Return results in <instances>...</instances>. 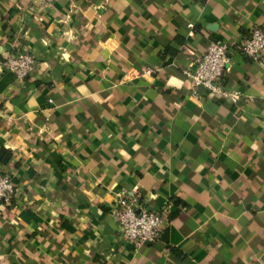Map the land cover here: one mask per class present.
<instances>
[{"label": "crops", "instance_id": "crops-1", "mask_svg": "<svg viewBox=\"0 0 264 264\" xmlns=\"http://www.w3.org/2000/svg\"><path fill=\"white\" fill-rule=\"evenodd\" d=\"M253 28L264 0H0V264H264V64L238 48ZM215 39L235 103L183 72ZM19 48L24 79L3 63ZM120 191L164 215L157 239L120 241Z\"/></svg>", "mask_w": 264, "mask_h": 264}, {"label": "built area", "instance_id": "built-area-1", "mask_svg": "<svg viewBox=\"0 0 264 264\" xmlns=\"http://www.w3.org/2000/svg\"><path fill=\"white\" fill-rule=\"evenodd\" d=\"M52 0H40L42 6H48ZM239 50L255 61L264 64V31L253 28L243 37ZM228 46L220 39L209 43L205 52L183 72L190 79L194 88L202 87L206 92L219 95L232 103L240 98V92L226 91L222 85V77L229 64ZM4 66L17 79H24L33 72L36 58L26 48L9 52L4 58ZM151 69L142 74H150ZM15 183L7 175L0 172V203L8 202L13 197ZM111 216L117 224L120 241L140 244L154 241L162 231L166 218L159 211H137L134 201L124 191L116 194L111 205Z\"/></svg>", "mask_w": 264, "mask_h": 264}, {"label": "trees", "instance_id": "trees-1", "mask_svg": "<svg viewBox=\"0 0 264 264\" xmlns=\"http://www.w3.org/2000/svg\"><path fill=\"white\" fill-rule=\"evenodd\" d=\"M11 156H12V152L9 149L3 148V147L0 148V165L7 164L9 162ZM1 173L4 174L3 172H1ZM4 175H6V174H4ZM11 199H10V201L4 202V203H7V204L10 203Z\"/></svg>", "mask_w": 264, "mask_h": 264}]
</instances>
